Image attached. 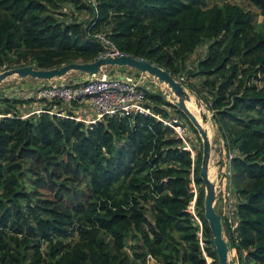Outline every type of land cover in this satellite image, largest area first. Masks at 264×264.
<instances>
[{"label":"trees","instance_id":"16d2710c","mask_svg":"<svg viewBox=\"0 0 264 264\" xmlns=\"http://www.w3.org/2000/svg\"><path fill=\"white\" fill-rule=\"evenodd\" d=\"M246 1L0 0V68L93 61L104 34L167 70L221 138L235 228L217 211L237 264H264V0ZM32 96L0 95V264H218L202 149L165 121L197 131L161 92L144 89L150 113L91 124L70 117L76 103L23 117Z\"/></svg>","mask_w":264,"mask_h":264},{"label":"water","instance_id":"95a60500","mask_svg":"<svg viewBox=\"0 0 264 264\" xmlns=\"http://www.w3.org/2000/svg\"><path fill=\"white\" fill-rule=\"evenodd\" d=\"M107 67L113 68L111 74L114 72V68H128L130 70H135L138 73H145L155 78L159 83L167 85V87L174 94L175 98L170 102L187 117L188 121L196 129L199 137L201 138L202 154L199 176L204 186L203 215L207 221V225L213 238L217 262L218 264H237L236 259L231 254V243L225 234L222 215L215 207L217 192L220 190V187H216V181L222 177V174L221 172H217L215 180L210 179L209 176L212 142L208 137L207 129L197 121L196 116L188 109L186 102L191 99V95L179 79L175 78L167 70L154 63L129 55H123L115 57H97L93 61H75L46 69L35 68L33 65L7 68L0 72V83L10 76H17L22 81L27 78H32L38 79L42 82H48L54 78H61L72 70L89 77L100 73ZM162 95L167 99L168 96L166 93H162ZM194 100L200 110L199 116L201 118V122L203 124H207L208 121L210 124L213 123L212 119H210L211 116L206 113L201 101L195 97ZM215 150L218 152L221 150V147H216ZM192 157L194 156L192 155ZM221 162V160H217L215 166L220 165Z\"/></svg>","mask_w":264,"mask_h":264},{"label":"built area","instance_id":"2783aa9c","mask_svg":"<svg viewBox=\"0 0 264 264\" xmlns=\"http://www.w3.org/2000/svg\"><path fill=\"white\" fill-rule=\"evenodd\" d=\"M95 37L102 45V51L98 57L126 55L119 51L114 43L104 34H96ZM114 73H117V75H114ZM132 74L133 72L128 70L122 72L114 70L112 74L107 70H102L100 73L89 77L82 74L84 78L74 82H63L61 79L57 81L52 79L41 84L38 89V97L50 103L54 101L67 105L76 103L79 106L72 110L70 117L83 121L86 124L94 123L104 115H123L131 112L150 113L144 106L145 88L141 84V81H139L141 76L143 78V74L136 73L135 76ZM39 112L61 116L66 115L62 109H54L52 106L48 109L42 106L33 111V113ZM165 123L173 127L168 121H165ZM225 196L228 211L227 220L230 228L234 229L236 223L235 218L232 216L229 188H226ZM199 238L201 242V233H199Z\"/></svg>","mask_w":264,"mask_h":264},{"label":"rangeland","instance_id":"374dc122","mask_svg":"<svg viewBox=\"0 0 264 264\" xmlns=\"http://www.w3.org/2000/svg\"><path fill=\"white\" fill-rule=\"evenodd\" d=\"M236 3H239L243 6H247V1L246 0H233ZM255 9V7H253ZM70 10V13H73V16H77V18L79 20L84 19L87 15H85V12L83 11H76L74 10L70 5H68L64 11L67 12ZM258 21L259 22H263V18L262 16L258 17ZM204 49V46H200L198 51H202ZM198 55V54H197ZM109 67L104 68L103 70H107L108 71ZM5 70V67H1L0 68V72ZM126 70L128 71H132L133 72V76L136 75L135 70H130L128 68H126ZM82 73L77 72V71H69L65 76L61 77V78H54L56 81L58 79H61V81L63 82H74L77 81L79 79V76ZM121 74V73H120ZM119 74V75H120ZM143 74V78L141 76V79L139 78V81H141V84L143 85V87L145 89H150L153 91H157V92H161V93H166L167 94V100L169 101H173L174 94L172 93V91L167 87V85L165 84H161L159 83L155 78L142 73ZM114 75H117V73H114ZM60 82V81H58ZM42 82L38 79H32V78H27L24 81H22L21 79H19L17 76H10L7 79H5L4 81H2L0 83V95H2L3 93H6L8 96H18V97H29L32 96L34 97V101H32V103H26L23 105H19V111L21 112V114L23 115V117L26 116V113L29 112L31 113L32 111L38 109L39 107H42L44 105L47 104V101H44L42 98L38 97V89L41 86ZM169 90V91H168ZM187 90V89H186ZM189 91V90H188ZM191 96H193L191 94V92H189ZM194 97V96H193ZM50 104V106H52L54 109H56L58 106L59 107H64L67 104H62L59 101H54L52 103L48 102ZM202 106L205 108L206 113L211 116V113L208 109H206V107L202 104ZM25 109H28L25 111ZM38 114V113H35ZM211 119V117H210ZM170 123V121H168ZM173 122L178 123L177 125H173V127L175 128L174 130L178 133V135L180 137H182L184 144L186 145L187 148L190 149V144L192 143V145H195L197 149H202V143H201V138L198 136L197 133L193 132L191 130V128L189 127V123L187 121H184L183 119H173ZM212 122V121H211ZM172 124V123H171ZM172 127V128H173ZM210 129L212 131V137H210V141L212 142V151H211V157H210V168H209V175L210 177H212L211 179L214 180L216 177V172H221L222 177L216 181V187H220L219 192H217V199L215 201V207L217 210L223 212L225 214L224 208L222 206V198L220 199V194L224 191L226 192V187H225V180L223 177V173L222 171L225 170V167L228 169L229 168V163L225 165L224 162V153H223V144L221 141V138L218 134V131L216 130V127L213 123H211L210 125ZM184 137L187 139L188 143L185 141ZM209 137V136H208ZM221 147L220 151H216L215 148ZM192 155H195V151L191 152ZM221 160V164L215 166V163L217 162V160ZM223 169V170H222ZM215 170V171H213ZM229 171H226L227 174ZM212 173V174H211ZM212 175V176H211ZM222 184H224V187H222ZM196 187L193 186V192L196 193ZM226 197V196H225ZM230 197L232 199V196L230 194ZM188 210L190 212H192L193 214L195 213V202L194 200L190 203ZM195 218V217H194ZM196 219V218H195ZM197 221V219H196ZM232 254V253H231ZM232 256L235 258V255L232 254ZM206 257V256H205ZM236 259V258H235ZM207 263H210L209 258L206 257ZM151 264V262L149 263Z\"/></svg>","mask_w":264,"mask_h":264},{"label":"bare ground","instance_id":"6f19581e","mask_svg":"<svg viewBox=\"0 0 264 264\" xmlns=\"http://www.w3.org/2000/svg\"><path fill=\"white\" fill-rule=\"evenodd\" d=\"M169 91V90H168ZM174 100V99H173ZM186 105H187V107H188V109L196 116V119H197V121L204 127V128H206L207 129V131H208V136H209V138L210 137H212V131H211V129H210V122L208 121L207 122V124H203L202 122H201V118H200V116H199V108L197 107V105H196V103H195V100H194V97L193 96H191V99L189 100V101H187L186 102ZM217 160V159H216ZM213 171H215V170H213ZM217 173V172H216ZM212 174V173H211ZM210 176V175H209ZM212 176V175H211ZM212 177H210V179H211ZM215 180V179H214Z\"/></svg>","mask_w":264,"mask_h":264},{"label":"crops","instance_id":"0c3cea01","mask_svg":"<svg viewBox=\"0 0 264 264\" xmlns=\"http://www.w3.org/2000/svg\"><path fill=\"white\" fill-rule=\"evenodd\" d=\"M85 15H86V14H85ZM82 78H84V76L81 74V75L79 76V79H78V80H80V79H82ZM225 204L227 205V202H226V201L224 202V206L222 205L223 208L225 207ZM224 211H225V214L228 213V211L226 210V207L224 208Z\"/></svg>","mask_w":264,"mask_h":264}]
</instances>
